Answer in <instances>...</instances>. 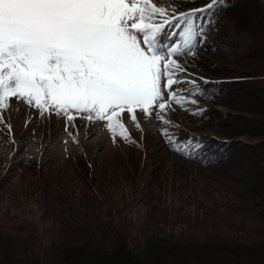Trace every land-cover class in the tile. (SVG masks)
Wrapping results in <instances>:
<instances>
[{
	"label": "trees",
	"instance_id": "trees-1",
	"mask_svg": "<svg viewBox=\"0 0 264 264\" xmlns=\"http://www.w3.org/2000/svg\"><path fill=\"white\" fill-rule=\"evenodd\" d=\"M174 2L184 13L209 0ZM214 16L194 59L210 82L188 106L201 115L186 113L217 132H177L201 145L190 158L164 129L135 133L101 163L71 158V181L34 165L14 203L1 199L0 264H264V0H226ZM225 17L252 38L243 57L217 54ZM50 196L77 221L51 218ZM137 202L145 212L135 217Z\"/></svg>",
	"mask_w": 264,
	"mask_h": 264
},
{
	"label": "snow or ice",
	"instance_id": "snow-or-ice-1",
	"mask_svg": "<svg viewBox=\"0 0 264 264\" xmlns=\"http://www.w3.org/2000/svg\"><path fill=\"white\" fill-rule=\"evenodd\" d=\"M225 4L209 0L177 14L151 0H0V108L16 97L70 123L73 111L86 113L125 142L123 112L136 121L137 109L152 117L174 104L200 116L188 106L210 82L187 75L178 61L198 55ZM158 119L171 149L190 158L201 146L179 141L176 125Z\"/></svg>",
	"mask_w": 264,
	"mask_h": 264
},
{
	"label": "rangeland",
	"instance_id": "rangeland-1",
	"mask_svg": "<svg viewBox=\"0 0 264 264\" xmlns=\"http://www.w3.org/2000/svg\"><path fill=\"white\" fill-rule=\"evenodd\" d=\"M151 2L157 4L158 7H165L169 12L175 9L177 14L183 13L174 0H151ZM154 22H160V18L154 17ZM221 22L225 26L222 28L224 34L220 40L221 42H219L220 46L217 54L227 60L245 56L253 45L252 38L245 32L237 31L233 22L226 17ZM177 31H179V28H177ZM208 36L209 33L207 32L204 37L205 42ZM194 59L195 57L189 56L182 58L178 63H181L186 69L187 75L205 79L206 76L201 72L199 63ZM196 82L199 83L201 80L197 79ZM244 91V89L239 90L242 93ZM247 102L248 100L242 99V103L246 104ZM217 109L226 112L225 107L217 106ZM136 114V121L131 120V114L128 112H123L120 117L121 122L128 129L130 137H133L135 133L164 129L158 119L159 115H163L165 119L175 124L178 132L186 133L191 129L208 132H217L218 130L215 125L204 127L203 122L190 118L185 109L174 104L170 105L169 110L165 113H159L157 109L152 117L140 113L139 109H137ZM71 115L74 117L72 123L67 121V117L63 113L59 115L55 112L51 115L41 114L33 105H29L27 101H19L16 97H10L9 103L0 108V203L3 197L6 198L3 203H14V191L16 190L15 198H17L18 191L22 188L23 179L31 177L34 165L42 166L45 174L52 171L53 174L57 175V169L63 172L66 170L64 180L71 181V169H67L64 165L69 164L71 158L76 157L77 154L82 153L89 160L101 163L109 154L118 151V148H115L116 143L119 144L124 140L120 137L113 138L106 121L87 120L86 113H76L75 111ZM137 124H139V128L136 127ZM69 132H73L74 135H68ZM54 136H59L60 141L64 137V140L52 144L51 139ZM251 165V162L247 159L241 160L239 163V166L243 169H248ZM67 172L70 174L69 176ZM68 186L70 187V184ZM55 191L52 194L57 196V189ZM141 191H139L140 194ZM54 196H50V202H52ZM7 197L9 198L7 199ZM52 203L54 204L51 205L53 211L51 218L77 221V216L69 208L57 205L56 200H53ZM136 205H138L137 208L133 209L135 217L145 212V208L140 202H137ZM22 208L26 210L27 207L22 206ZM0 212L3 211L0 210ZM12 212L17 211L12 208ZM38 213L39 211H36L32 216L38 215ZM47 226H49L48 222Z\"/></svg>",
	"mask_w": 264,
	"mask_h": 264
},
{
	"label": "bare ground",
	"instance_id": "bare-ground-1",
	"mask_svg": "<svg viewBox=\"0 0 264 264\" xmlns=\"http://www.w3.org/2000/svg\"><path fill=\"white\" fill-rule=\"evenodd\" d=\"M59 138H60L59 136H54V138L51 139L52 144H57V143H60L64 140V137H62V139H61L62 141H60Z\"/></svg>",
	"mask_w": 264,
	"mask_h": 264
}]
</instances>
